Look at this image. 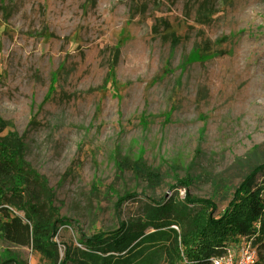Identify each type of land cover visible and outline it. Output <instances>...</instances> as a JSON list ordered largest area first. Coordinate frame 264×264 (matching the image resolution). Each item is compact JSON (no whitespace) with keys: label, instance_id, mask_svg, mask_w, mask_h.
Returning <instances> with one entry per match:
<instances>
[{"label":"rangeland","instance_id":"374dc122","mask_svg":"<svg viewBox=\"0 0 264 264\" xmlns=\"http://www.w3.org/2000/svg\"><path fill=\"white\" fill-rule=\"evenodd\" d=\"M246 77L261 97L209 95ZM0 146L30 225L0 259L167 264L205 210L188 199L220 215L264 164V0H0Z\"/></svg>","mask_w":264,"mask_h":264},{"label":"trees","instance_id":"16d2710c","mask_svg":"<svg viewBox=\"0 0 264 264\" xmlns=\"http://www.w3.org/2000/svg\"><path fill=\"white\" fill-rule=\"evenodd\" d=\"M12 169V156L0 146V177ZM258 174L263 179L256 181ZM0 231L9 240L15 241L21 233L30 238V225L20 216L11 215L9 206L2 202ZM205 209L199 212L190 224L189 232L180 240L174 241L166 251L167 264H209L208 258L218 247L230 241L250 240L255 247L259 262L264 263V164L249 172L233 192L232 199L220 215H213L214 206L204 198L188 199ZM117 233L88 238L89 249L121 252L122 242ZM13 262V263H12ZM0 259V264H28L16 260Z\"/></svg>","mask_w":264,"mask_h":264},{"label":"built area","instance_id":"2783aa9c","mask_svg":"<svg viewBox=\"0 0 264 264\" xmlns=\"http://www.w3.org/2000/svg\"><path fill=\"white\" fill-rule=\"evenodd\" d=\"M208 262L209 264H262L252 242L246 239L224 243L208 258Z\"/></svg>","mask_w":264,"mask_h":264},{"label":"bare ground","instance_id":"6f19581e","mask_svg":"<svg viewBox=\"0 0 264 264\" xmlns=\"http://www.w3.org/2000/svg\"><path fill=\"white\" fill-rule=\"evenodd\" d=\"M248 82V78H245V83L246 86L241 88V90H237L236 88H231L230 90H227L226 88H222V87H214V89H209V95L212 96V93H217L218 96H221L220 101L222 103L225 102H232V100L234 99H244L247 98L248 96H250V98H252L251 100H253L255 97H261V93H259L256 88L255 85L252 83H249V88L247 89V83ZM244 84V83H243Z\"/></svg>","mask_w":264,"mask_h":264}]
</instances>
